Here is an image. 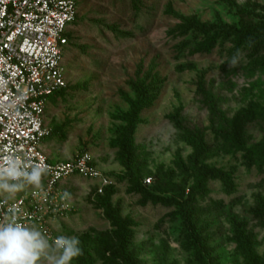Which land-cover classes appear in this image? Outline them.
Here are the masks:
<instances>
[{
    "label": "rangeland",
    "instance_id": "obj_1",
    "mask_svg": "<svg viewBox=\"0 0 264 264\" xmlns=\"http://www.w3.org/2000/svg\"><path fill=\"white\" fill-rule=\"evenodd\" d=\"M76 1L44 147L115 185L63 183L71 264H264V0Z\"/></svg>",
    "mask_w": 264,
    "mask_h": 264
},
{
    "label": "built area",
    "instance_id": "obj_2",
    "mask_svg": "<svg viewBox=\"0 0 264 264\" xmlns=\"http://www.w3.org/2000/svg\"><path fill=\"white\" fill-rule=\"evenodd\" d=\"M78 15L76 0H0V162L14 156L51 168L41 188L0 198V218L16 209L17 222L37 227L50 242L58 237L55 223L75 211L73 200L63 198L65 181L95 182L96 196L115 185L90 153L54 162L44 150L53 137L47 104L68 88L65 55Z\"/></svg>",
    "mask_w": 264,
    "mask_h": 264
},
{
    "label": "clouds",
    "instance_id": "obj_3",
    "mask_svg": "<svg viewBox=\"0 0 264 264\" xmlns=\"http://www.w3.org/2000/svg\"><path fill=\"white\" fill-rule=\"evenodd\" d=\"M249 46L253 43L249 38ZM241 54L237 51L231 58L230 69L239 66ZM51 171L43 162L21 163L14 156L0 162V194L13 198L28 185L42 187V179ZM64 199H70L68 192ZM18 210L10 209L0 218V264H71L73 259L83 255L78 237L60 235L54 241L35 226L17 222ZM11 217V218H10Z\"/></svg>",
    "mask_w": 264,
    "mask_h": 264
},
{
    "label": "trees",
    "instance_id": "obj_4",
    "mask_svg": "<svg viewBox=\"0 0 264 264\" xmlns=\"http://www.w3.org/2000/svg\"><path fill=\"white\" fill-rule=\"evenodd\" d=\"M71 37H72V35L71 36H69V38H70V44H71ZM70 44H69V47H70ZM64 91H66V90H64ZM64 91H62V92H64ZM62 92H60V93H62ZM60 93H58V94H60ZM192 138H193V136H192ZM194 139V138H193ZM113 189H114V186L113 187H109V188H107L106 190H105V193H104V195H102V196H100V198H104V197H106V196H109L111 193H112V191H113ZM107 205V208H109V204L108 203H106ZM59 236V235H58ZM131 264V263H130Z\"/></svg>",
    "mask_w": 264,
    "mask_h": 264
},
{
    "label": "crops",
    "instance_id": "obj_5",
    "mask_svg": "<svg viewBox=\"0 0 264 264\" xmlns=\"http://www.w3.org/2000/svg\"><path fill=\"white\" fill-rule=\"evenodd\" d=\"M45 148V150H46V152H47V154H48V149H49V147H44ZM49 155V154H48ZM50 156V155H49ZM54 162H56V161H54ZM25 191V190H24ZM22 193H23V191H22ZM20 195V194H19ZM18 194H16L14 197H16V196H19ZM7 198H9V197H7Z\"/></svg>",
    "mask_w": 264,
    "mask_h": 264
}]
</instances>
